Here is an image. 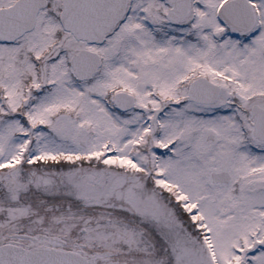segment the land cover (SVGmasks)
Wrapping results in <instances>:
<instances>
[{
    "label": "snow or ice",
    "instance_id": "obj_1",
    "mask_svg": "<svg viewBox=\"0 0 264 264\" xmlns=\"http://www.w3.org/2000/svg\"><path fill=\"white\" fill-rule=\"evenodd\" d=\"M0 264H264V0H0Z\"/></svg>",
    "mask_w": 264,
    "mask_h": 264
}]
</instances>
